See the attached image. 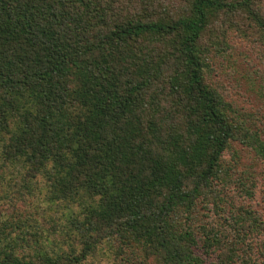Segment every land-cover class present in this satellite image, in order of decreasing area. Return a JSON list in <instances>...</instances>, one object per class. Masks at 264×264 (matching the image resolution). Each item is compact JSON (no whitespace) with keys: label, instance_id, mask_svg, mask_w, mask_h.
Instances as JSON below:
<instances>
[{"label":"trees","instance_id":"1","mask_svg":"<svg viewBox=\"0 0 264 264\" xmlns=\"http://www.w3.org/2000/svg\"><path fill=\"white\" fill-rule=\"evenodd\" d=\"M231 35L264 54V0H0V162L26 172L0 195V264H238L252 236L261 260L241 264H264L257 211L230 212L229 250L193 220L235 186L231 147L264 158L208 83Z\"/></svg>","mask_w":264,"mask_h":264},{"label":"rangeland","instance_id":"2","mask_svg":"<svg viewBox=\"0 0 264 264\" xmlns=\"http://www.w3.org/2000/svg\"><path fill=\"white\" fill-rule=\"evenodd\" d=\"M224 48H227V50H224ZM261 49L262 47L259 41L252 42L238 40L237 38L233 40V36L231 35V39L228 37V43L218 42L217 46L212 48V53L209 54L208 59L211 68L209 67L207 77L208 83L224 101L228 104L232 103L236 107L237 114L235 111L232 117L238 123L245 125L252 133L253 131H262L260 136L264 140V54H262ZM230 149V151L225 153L224 158L227 168L231 170V175L236 180L234 182L235 186L227 188L225 192L220 193L218 196L215 194L212 196L210 193H206L210 196L209 200H206L205 197L203 198L202 195L198 200L195 217L193 219L195 224L203 223V225H210L212 229L218 232V237L223 239L221 240L223 241L224 249L228 248V250L229 244H227L228 242L226 243V238L229 234L231 235L232 232L230 230L232 228L227 227L228 224L225 223V219H228V221L231 220L230 212L233 211V214H237L238 207L241 206L244 211L245 209H253L264 217V158L259 156L252 147L246 146V143H237L234 148L231 147ZM233 150H237L240 156L242 154L240 160L241 165L237 166L238 168L234 166ZM25 174V169H22L21 166L19 169H9L3 162H0V195H4L5 191L8 190L5 188L7 184L21 181ZM43 181V179L41 181L38 178V181L35 182L40 187V183H45ZM247 190L251 196L249 194L247 195ZM35 192L36 196L34 195V197H38L37 193L40 192L39 189H36ZM6 201L3 200L4 203ZM25 202L17 203L21 210L29 208V204ZM205 205H208V211L204 209ZM217 206H223L224 210L222 208H216ZM208 212L211 215L209 214L210 216L207 217L206 213ZM24 215L28 220L32 219L29 214ZM229 223L233 224L231 222ZM195 224L194 227L197 226ZM196 232L200 233L202 231L197 229ZM56 233V236L51 237L53 240L60 239V232ZM261 240H255L252 236L246 239V242L243 241L239 245L238 264H241L244 259L252 262L261 260L258 254V244ZM57 244L60 247L62 240H60V243H52L50 251L55 250ZM64 249L60 248L59 254ZM219 253L216 252L215 257L210 258L202 251L200 252V257L202 258L203 264H219V260L216 258ZM140 255L142 256V254ZM93 259V257L89 256L82 264H87L89 260L93 261ZM115 261L119 260L113 256H108V260L105 259L103 264H123L120 262L116 263ZM155 263L154 258H150L147 262L141 263L137 261L135 264Z\"/></svg>","mask_w":264,"mask_h":264}]
</instances>
